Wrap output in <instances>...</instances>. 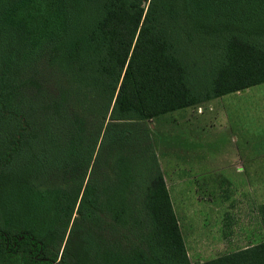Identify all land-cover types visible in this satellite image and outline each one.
<instances>
[{"label": "trees", "instance_id": "trees-1", "mask_svg": "<svg viewBox=\"0 0 264 264\" xmlns=\"http://www.w3.org/2000/svg\"><path fill=\"white\" fill-rule=\"evenodd\" d=\"M261 82L264 0H0V264H264L190 260L147 122Z\"/></svg>", "mask_w": 264, "mask_h": 264}, {"label": "rangeland", "instance_id": "rangeland-1", "mask_svg": "<svg viewBox=\"0 0 264 264\" xmlns=\"http://www.w3.org/2000/svg\"><path fill=\"white\" fill-rule=\"evenodd\" d=\"M202 111L204 113H198ZM191 115H194L192 119ZM205 116L209 118L205 119ZM147 122L172 192L173 168L169 164L176 159L189 161L196 158L214 162L223 157L226 148L238 144L245 146L246 152L242 154H246V159H262V183L259 180L257 183H232L228 191V184L219 178L211 185V190L202 191L203 196L201 193L195 197L188 195L186 201H190L194 211L192 229L186 230L177 208L191 261L209 259L240 248L238 244H230V237L244 235L246 239L242 243L264 239V223L259 231L258 221L264 204V82L222 94L187 109L149 118ZM2 123L0 121V130ZM252 190L256 193L254 198ZM260 195L262 198L259 199ZM259 200L263 202L261 207Z\"/></svg>", "mask_w": 264, "mask_h": 264}, {"label": "crops", "instance_id": "crops-1", "mask_svg": "<svg viewBox=\"0 0 264 264\" xmlns=\"http://www.w3.org/2000/svg\"><path fill=\"white\" fill-rule=\"evenodd\" d=\"M210 100V99H208ZM199 104V103H198ZM190 106L179 108L181 109H187ZM176 109V110H179ZM174 111V110H173ZM205 111V110H204ZM198 112V113H204ZM208 115V114H205ZM194 117V115H191V119ZM208 116H205L204 118L207 119ZM209 118V117H208ZM194 144V147L195 148ZM253 150V149H252ZM246 152V148L243 145H232L224 150L223 157L221 159H218L216 161H206V160H199L196 158H192V160H182L176 159L172 161L169 166L173 168L172 175H173V183L174 188L173 192L169 186V183L166 179L165 171H163V175L166 181V185L170 194V198L172 201V205L175 211V214L178 219V223L180 226V230L182 233V237L186 246L187 254L190 258V254L187 247V242L185 239V234L183 231V227L180 220V215L182 216V223L185 224L186 230L192 229V214L194 213L193 207L190 206V201H186V197L194 196L195 194H200V196H203L202 191L203 190H211V185L214 184L219 178L220 180H223L226 184H228V187H230V184H240L247 182H256L259 180V182L262 183V159L257 160H248L246 159V154H242V152ZM260 151V150H259ZM195 155V154H193ZM160 163V161H159ZM161 166V164H160ZM252 167V168H250ZM258 168V169H257ZM168 172V171H167ZM260 178V179H259ZM236 188V187H235ZM201 191V192H200ZM228 191H230L228 189ZM253 191V192H252ZM251 193L253 194L255 190H252ZM173 194V196H172ZM175 195V199H174ZM256 196V193H254L253 198ZM259 199L261 197L258 196ZM262 198V197H261ZM262 200V199H261ZM259 200L260 207L262 206L263 202ZM177 208L179 209V214ZM259 225L261 230V226L263 224L262 222V212L259 211ZM230 222V221H229ZM230 231V230H229ZM230 234V233H229ZM254 234V233H253ZM229 236V235H228ZM244 236V235H243ZM243 236H237L235 238H229L230 244H238L240 245V248L257 243L258 241L250 240L249 243H242L245 242L246 237ZM254 236V235H253ZM262 240V239H261ZM238 249V248H237ZM229 252V251H228ZM215 257V256H214ZM212 258V257H211ZM191 260V258H190ZM203 259L197 260L202 261ZM205 260V259H204ZM193 262V261H192ZM196 262V261H195Z\"/></svg>", "mask_w": 264, "mask_h": 264}]
</instances>
